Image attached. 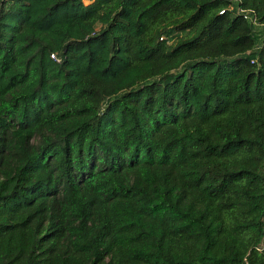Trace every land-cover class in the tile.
Instances as JSON below:
<instances>
[{"label": "trees", "instance_id": "16d2710c", "mask_svg": "<svg viewBox=\"0 0 264 264\" xmlns=\"http://www.w3.org/2000/svg\"><path fill=\"white\" fill-rule=\"evenodd\" d=\"M87 1L0 0V264H264V0Z\"/></svg>", "mask_w": 264, "mask_h": 264}, {"label": "built area", "instance_id": "2783aa9c", "mask_svg": "<svg viewBox=\"0 0 264 264\" xmlns=\"http://www.w3.org/2000/svg\"><path fill=\"white\" fill-rule=\"evenodd\" d=\"M244 17H249V15H247V13H246V14L244 15ZM249 19H250V21H252L253 23H255V24L257 23V22H256V19H255L254 16H250ZM51 56H52L54 59H56L55 56H54V54H52Z\"/></svg>", "mask_w": 264, "mask_h": 264}, {"label": "rangeland", "instance_id": "374dc122", "mask_svg": "<svg viewBox=\"0 0 264 264\" xmlns=\"http://www.w3.org/2000/svg\"><path fill=\"white\" fill-rule=\"evenodd\" d=\"M89 1L86 0V3H88Z\"/></svg>", "mask_w": 264, "mask_h": 264}]
</instances>
